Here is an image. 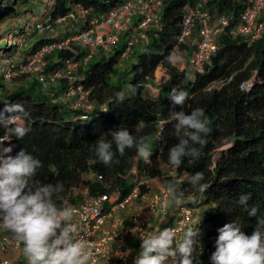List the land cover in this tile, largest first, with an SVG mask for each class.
<instances>
[{
  "label": "trees",
  "instance_id": "obj_1",
  "mask_svg": "<svg viewBox=\"0 0 264 264\" xmlns=\"http://www.w3.org/2000/svg\"><path fill=\"white\" fill-rule=\"evenodd\" d=\"M125 1L0 0V41L5 40L4 47L0 49V58H21L24 51L30 56L44 45L78 34L79 31L74 33L71 28L63 35L58 34L63 23H56L76 7L102 14ZM198 1L164 0L158 25L146 31L148 39L142 42L146 48L137 56L136 62L118 76L116 83L109 79L117 73L119 61L126 59L121 55L132 30L123 32L109 51L98 49L93 59H101L94 63L93 59L88 61L72 83L61 79L57 84L42 89L35 78L25 75L12 78L8 82H23L26 86L16 92L1 93L0 111L6 103H24L30 113L28 122L32 130L23 139L12 137L11 155L15 156L25 149L38 158L43 167L37 178L44 183L62 182V195L69 204L76 200L72 188L83 184L89 185L92 195L105 192V184L124 188L121 194L125 195V175L132 169L136 171L135 175L140 174L146 179L158 177L164 188L169 181H179L177 186L185 196L179 204L171 200V206H183L192 211V223L185 231L188 228L199 230L201 248L198 249L197 259L199 264H211L210 257L215 251L219 228L239 218L243 224L242 230L251 235L257 219L264 214V32L259 41L232 35L234 25L252 0H203V11L213 18L228 17L230 26L218 37L217 51L208 63L202 65V72L189 67L178 70L173 65V55L178 50L190 54L194 49L192 39L179 43L185 11L194 8ZM41 14L43 19L34 24V29L50 25L56 34L40 38L25 50L28 45L22 34L30 28L26 23ZM17 35L23 40L17 41ZM72 49L77 55L63 49L52 52L46 59L54 56L56 59L76 57L79 60L86 53L77 44H73ZM108 52L113 53L105 58ZM60 65L56 61L47 63V71ZM158 67L163 69L168 80L152 97L147 92V85L152 84L153 74ZM3 81L0 76V82ZM247 82H251V86L241 88ZM69 86L80 87L87 92L84 103L90 106L89 109L70 108L71 103L78 100L77 95L65 102L62 100ZM129 86L135 88V92ZM173 88L189 93L184 110L204 109L211 128L200 157L185 158L178 170L169 165L168 150L183 137L185 130L174 127L175 121L162 123L168 120L170 111L181 110L179 106L173 109L170 101ZM118 93L122 94L120 99L117 98ZM140 121L148 126L138 128ZM120 126L128 128L137 137H150V162L140 158L135 148L126 149L123 156L117 152L115 160L119 163L114 161L105 165L98 160L91 145L102 133ZM3 135L4 129L0 128V136ZM158 136L162 137L160 143ZM196 172H203V183L209 185L204 193L192 189L188 182V177ZM93 175H101L104 186L91 182L90 176ZM241 192L251 194L248 208L250 210L252 206H257L256 216H249L247 208L235 203ZM190 194L194 195L195 203L187 198ZM21 263L29 264L28 261Z\"/></svg>",
  "mask_w": 264,
  "mask_h": 264
},
{
  "label": "clouds",
  "instance_id": "obj_2",
  "mask_svg": "<svg viewBox=\"0 0 264 264\" xmlns=\"http://www.w3.org/2000/svg\"><path fill=\"white\" fill-rule=\"evenodd\" d=\"M129 87L135 92V88ZM121 95L118 93L117 98L120 99ZM169 98L173 109L179 106L181 110L170 111L168 120L162 123L175 121L174 127L185 130L183 137L168 150V163L178 170L185 158L200 157L201 148L211 131L210 120L202 108L190 112L184 110L189 99L187 91L173 88ZM29 118L30 113L22 102L6 103L0 111V128L4 129L0 145L6 141L9 143L0 151V227L8 231L16 242L23 244V253L29 264H96L93 243L77 236L82 225L75 219L76 209L62 195L63 183L39 180L37 176L43 164L25 149L15 156L10 154L13 150L12 137L23 139L31 132ZM147 126L144 121L137 125L140 129ZM91 147L98 160L105 165L114 161L119 163L115 160L116 154L118 152L123 156L126 149L135 148L138 156L146 162H150L152 155L150 137H137L123 126L102 133ZM153 179L160 180L158 177ZM204 180L203 172L188 177L191 188L199 193H204L209 187L203 183ZM178 184L179 181H169L165 187L169 196L168 209L172 214L177 205L171 206V200L179 204L185 196ZM187 198L196 202L194 195L190 194ZM250 200V193L241 192L235 203L247 208L249 216H256L258 208L252 206L249 210ZM242 229L239 218L218 229L211 264H264V214L257 219L251 235L245 234ZM130 231L139 232L141 240L140 251L133 264H194V260L199 264V230L188 228L179 242L176 227L161 229L158 226L151 231L133 228Z\"/></svg>",
  "mask_w": 264,
  "mask_h": 264
},
{
  "label": "built area",
  "instance_id": "obj_3",
  "mask_svg": "<svg viewBox=\"0 0 264 264\" xmlns=\"http://www.w3.org/2000/svg\"><path fill=\"white\" fill-rule=\"evenodd\" d=\"M163 1L126 0L121 6L102 14H94L76 7L68 16L58 19L56 23L64 24L67 18H73L75 14L80 15L85 25H82L78 34L60 42L44 45L34 54L27 56V59L0 58V76L4 81L20 75L29 76L35 78L42 89H47L50 84H57L61 79H67L69 83H72L77 79L79 70L93 59L98 49L109 51L119 41L123 32L133 28L121 55L127 58L134 45L147 41L146 31L158 25ZM202 7L203 0H200L194 8L185 11L182 33L179 37V43L192 39L194 49L189 67L194 70L210 61L217 51L218 37L231 23L226 16L213 18L207 11H203ZM84 16H89L90 20H85ZM133 17L136 18L134 26L130 23ZM100 25L107 28L102 33H96L95 29ZM37 28L40 31L48 29V33H52L51 36L56 34L50 25ZM263 30L264 0H252L250 6L234 25L232 35L256 40ZM73 44L84 49L85 55L79 60L76 57L58 58L56 62L61 65L47 71L46 57L52 52L68 49L77 55L72 49ZM250 86L251 82H247L243 83L241 88L246 89ZM64 94L69 98L78 96V100L71 103L70 108H90L89 105L84 104L87 92L80 87L69 86ZM157 141L160 143L162 137L158 136ZM8 146L6 141L0 145V151ZM135 173L136 171L132 169L125 175L127 186L125 195L121 194L124 188L110 184H105V192H95L93 195L90 193L89 185L83 184L72 188L76 200L70 205L76 209L75 219L82 225V230L77 233V236L93 243L96 264H133L141 245L140 233L131 232L133 228L151 231L158 226L161 229L176 227L177 242H179L185 229L192 223L190 219L192 211L186 207L177 206L175 213H171L168 209L169 196L162 184L158 190H152L147 184L149 180ZM100 177L102 176H90L91 182L103 183ZM101 186L104 185L101 184ZM172 221L174 223L170 225ZM22 248V243L16 242L8 231L0 227V253H4L0 256V264H24L14 263L10 257L11 253L18 252Z\"/></svg>",
  "mask_w": 264,
  "mask_h": 264
},
{
  "label": "rangeland",
  "instance_id": "obj_4",
  "mask_svg": "<svg viewBox=\"0 0 264 264\" xmlns=\"http://www.w3.org/2000/svg\"><path fill=\"white\" fill-rule=\"evenodd\" d=\"M85 20H90L89 16H84L83 17ZM43 19L42 14L39 15L36 19H31L29 20L26 24L30 25V28L25 30V33L22 34L23 38H25L26 42H27V47H25L24 49L26 50V48L31 47L33 44H35L36 42H38L40 40V38L42 37H52V33L49 32L48 33V29L45 30H38V29H34V24L35 23H40L41 20ZM135 21L136 18L133 17L130 20V23L132 24V26L135 25ZM37 25V24H36ZM35 25V26H36ZM82 25H85V21L82 20L80 18V15L75 14L73 18H67L66 22L61 26V28L58 30V34L63 35V32L66 31L67 29H73L74 33H77L78 31L81 30ZM1 27V26H0ZM107 27H105L104 25H100L97 26L95 29L96 33H102ZM42 29V28H41ZM133 31V28L131 29ZM151 30V28H150ZM1 28H0V32H1ZM129 31V30H128ZM131 31V32H132ZM264 32V31H263ZM263 32L260 34V36L257 38V41H259L262 37L261 35L263 34ZM55 33V32H54ZM123 34V33H122ZM264 35V34H263ZM17 41H21L23 40L22 37H20V35H17ZM58 37V36H57ZM5 45V40L0 41V49L3 48ZM146 48V44L145 43H139L137 45H135L131 51L129 52V57H127L125 60L121 59L119 61V64L117 65V73L111 77L109 79L110 82L112 83H116L118 76L125 71L127 68H129L133 63L136 62L137 56L142 53L144 51V49ZM113 53V52H112ZM112 53H106L105 58H109ZM191 53L192 51L189 53H187L184 50H178L176 54L173 55V65L174 67H176L178 70H182L185 67H188L190 65V57H191ZM27 55L25 54V51L22 52L21 54V58H26ZM101 58L99 57H95L92 60V63L99 61ZM56 61V58L54 56H49L46 59V63L52 64ZM203 67H199L197 68V71L202 72ZM168 80V77L166 75V73L163 71V69L161 67H158L154 74H153V78H152V84H148L147 85V89H148V94L152 97H155L158 93V89L159 87L166 83ZM26 86V83L23 82H17V81H11V82H0V94L1 95H5L6 93H11V92H16L18 90H20L21 88H24ZM60 87H58L57 89H59ZM63 97V101L65 102L66 100L69 99V97H67L65 94L62 96ZM85 104V103H84ZM147 184L149 185L150 189L152 190H158L161 187V181L159 180V182H157L156 179H151L147 182ZM174 222L172 221L170 223V225H172ZM4 253H0V256H3ZM11 260L14 263L17 262H21V261H28L23 253V248L18 251V252H14L10 254Z\"/></svg>",
  "mask_w": 264,
  "mask_h": 264
}]
</instances>
